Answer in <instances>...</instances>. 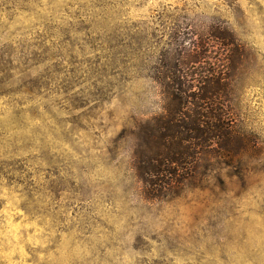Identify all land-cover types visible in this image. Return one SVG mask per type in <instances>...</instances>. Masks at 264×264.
I'll return each instance as SVG.
<instances>
[{"label": "rangeland", "instance_id": "374dc122", "mask_svg": "<svg viewBox=\"0 0 264 264\" xmlns=\"http://www.w3.org/2000/svg\"><path fill=\"white\" fill-rule=\"evenodd\" d=\"M172 24L246 48L255 146L150 199L121 133L159 111L143 75ZM0 264H264V0H0Z\"/></svg>", "mask_w": 264, "mask_h": 264}, {"label": "trees", "instance_id": "16d2710c", "mask_svg": "<svg viewBox=\"0 0 264 264\" xmlns=\"http://www.w3.org/2000/svg\"><path fill=\"white\" fill-rule=\"evenodd\" d=\"M175 26L165 33L170 47L143 75L158 86L159 111L134 119L121 133L142 192L150 199L203 182L221 166L242 169V155L255 146L239 126L235 102V77L246 48L230 28L218 24L202 33L187 29L192 37L185 45L184 28Z\"/></svg>", "mask_w": 264, "mask_h": 264}]
</instances>
